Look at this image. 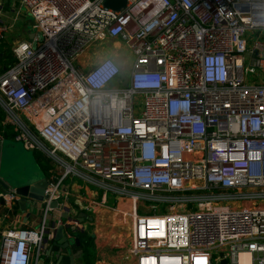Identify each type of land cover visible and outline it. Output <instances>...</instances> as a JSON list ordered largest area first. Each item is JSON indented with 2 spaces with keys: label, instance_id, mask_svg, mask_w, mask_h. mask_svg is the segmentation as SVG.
Returning a JSON list of instances; mask_svg holds the SVG:
<instances>
[{
  "label": "built area",
  "instance_id": "2783aa9c",
  "mask_svg": "<svg viewBox=\"0 0 264 264\" xmlns=\"http://www.w3.org/2000/svg\"><path fill=\"white\" fill-rule=\"evenodd\" d=\"M124 1L0 0L36 30L0 71V142L8 128L54 165L27 209L39 224L4 227L0 264H42L46 234L70 235L100 209L131 222L109 264H240L243 253L264 264V0ZM11 26L0 23V44ZM107 41L115 58L81 62ZM109 62L118 70L100 78ZM20 200L0 186L4 219Z\"/></svg>",
  "mask_w": 264,
  "mask_h": 264
},
{
  "label": "rangeland",
  "instance_id": "374dc122",
  "mask_svg": "<svg viewBox=\"0 0 264 264\" xmlns=\"http://www.w3.org/2000/svg\"><path fill=\"white\" fill-rule=\"evenodd\" d=\"M7 5V4H6ZM5 10V11H4ZM13 13L11 12V8L9 6H4L3 10H0V23L4 24L6 26H11L10 31L6 37V40L4 41V44L9 46L11 48V44L15 41H21V40H29L30 36L36 32L34 28V22L32 21L30 14L25 11L24 9H21L18 12L17 19L14 23H12L13 19ZM11 50V49H10ZM98 50V49H97ZM96 50V46L94 51ZM121 55L124 56V54L121 52ZM93 58H89L88 61H86L87 66H92L99 62L100 54L97 52L93 55ZM116 57V56H115ZM114 57V58H115ZM118 57V56H117ZM3 64L0 65V71L3 68ZM7 142V141H6ZM6 148L3 151H1L0 155V179L5 181L7 184H10L11 182H14L18 179H23L26 177H40L43 176L45 179L49 180L50 173H41L39 172L38 168H36L31 162H29L27 159L24 158V156L17 152L16 149L9 146L8 143H6ZM35 151H32L33 154ZM41 152V151H38ZM27 153H30V151H27ZM30 153V154H31ZM42 153V152H41ZM51 161V160H50ZM51 166H53L52 171L54 170L53 162L50 163ZM55 177L61 176L63 174L62 168H57L54 171ZM71 182L78 183L82 186H88L91 190H94L92 186L87 185L83 182L81 179L77 178H68L65 181V185L67 186ZM9 187H12V185ZM118 201L117 196H112L109 194V198L107 200V208H113L117 206L115 204ZM32 206V202L30 200L27 201V208H30ZM138 214H143L141 210L138 211ZM90 216L93 217L91 222L86 223L85 226H77L74 227L71 232L73 235L70 234L71 238H77L75 233H83L87 237L93 238V264H99L98 261L105 259L103 264H109L110 259H108V256L110 258H114L117 256V252H111V247H120L121 245L127 246L130 241V238L127 233V226L125 223L129 226V232L131 231V222L127 218H123L115 214L113 212H109L104 209H100L98 212L91 213ZM8 219L0 218V226L6 224ZM126 234V235H125ZM129 237V238H128ZM97 240V241H96ZM104 254V256H100V254ZM112 254V255H110ZM78 255V254H77ZM105 255H108L107 257ZM98 256V258H97ZM45 259V255L41 254L40 256V262L43 264ZM122 260V261H121ZM121 260L115 261L117 264H128L125 257H122ZM114 264V263H113ZM256 264V262L254 263Z\"/></svg>",
  "mask_w": 264,
  "mask_h": 264
},
{
  "label": "water",
  "instance_id": "95a60500",
  "mask_svg": "<svg viewBox=\"0 0 264 264\" xmlns=\"http://www.w3.org/2000/svg\"><path fill=\"white\" fill-rule=\"evenodd\" d=\"M105 8L113 9L114 11H119L125 6L124 0H105L104 2ZM31 38V36H30ZM2 54L0 53V58ZM7 141V142H6ZM6 143L9 144L10 147L17 150L18 153L22 154L25 159L31 162L36 168V162L34 160L33 154L27 153V150L24 147L11 140H4L0 142V150L4 152L6 148ZM39 170V168H38ZM40 172V170H39ZM9 185L12 187H9ZM48 182L43 177H26L23 179H18L10 184H7L5 181L0 179V186L3 190H7L8 188H12L15 192L21 197L20 202L18 203V211L20 215H24L23 224L31 217L36 216L37 211L31 209V211H27V201L32 200L36 202H41L45 197V191L47 188ZM58 208L57 202H53L51 204V209L56 210ZM63 218L66 216L63 215ZM83 219H88L91 221V218L88 217L84 213L78 214V220L81 222ZM75 243H78V239H74ZM45 246L46 252L45 261L46 264H76L74 257L71 255V251L69 249V240L65 235L62 227H59L55 233L46 234L45 238ZM224 263V262H223Z\"/></svg>",
  "mask_w": 264,
  "mask_h": 264
},
{
  "label": "trees",
  "instance_id": "16d2710c",
  "mask_svg": "<svg viewBox=\"0 0 264 264\" xmlns=\"http://www.w3.org/2000/svg\"><path fill=\"white\" fill-rule=\"evenodd\" d=\"M0 53L2 54V57L0 58V65L3 64V70H7L10 67H12L15 63V59L12 57L11 50L9 46L4 44H0ZM4 119V114L2 110L0 109V130H2V121ZM5 140H11L12 141V133H10V129L7 128V131L4 132ZM34 160L36 162V165L38 166L41 173H48L50 170H52V166L50 165L51 161L50 159L44 155L41 152L35 151L33 153ZM44 175V174H43ZM3 211V210H1ZM17 212V210H15ZM3 213V212H2ZM70 234L73 235V233L70 231ZM80 242V248H78V257L76 264H93V238L87 237L83 233H75V235Z\"/></svg>",
  "mask_w": 264,
  "mask_h": 264
},
{
  "label": "crops",
  "instance_id": "0c3cea01",
  "mask_svg": "<svg viewBox=\"0 0 264 264\" xmlns=\"http://www.w3.org/2000/svg\"><path fill=\"white\" fill-rule=\"evenodd\" d=\"M111 42L110 41H107L106 43L104 44H100L98 46H96V50L97 51H94V49L92 50H89L86 55H84L82 58H81V62L87 66V63L86 61L89 60V58H93L94 54L95 53H99L100 54V59L104 58V57H115V54L113 52L110 51L109 49V46H110ZM88 59V60H87ZM0 155H1V150H0ZM4 211H1L0 210V218H3L4 219V215L3 213ZM40 212H38V214L36 216H31L24 224H23V219H24V215H20V213L18 212L15 216L11 217V219H8L6 224L0 226V233L3 231L4 227H12L13 229H18V228H21V227H26V228H36L37 225L39 224V221H40V215H39ZM51 219V218H50ZM85 220V219H84ZM83 220V221H84ZM86 221V220H85ZM81 223L83 224V222L81 221ZM86 225V223H84V226ZM64 235L69 239V240H72L71 236L67 235V233L64 231ZM75 261H77V257L75 259ZM117 261V259L115 260ZM114 261V264L116 263ZM118 263V262H117ZM116 263V264H117ZM46 264V262H45ZM121 264V263H120Z\"/></svg>",
  "mask_w": 264,
  "mask_h": 264
},
{
  "label": "clouds",
  "instance_id": "9594fccd",
  "mask_svg": "<svg viewBox=\"0 0 264 264\" xmlns=\"http://www.w3.org/2000/svg\"><path fill=\"white\" fill-rule=\"evenodd\" d=\"M117 67L115 64H112L111 62L106 63L98 73V76L100 78H104L105 76L111 75L112 73H115L117 71Z\"/></svg>",
  "mask_w": 264,
  "mask_h": 264
},
{
  "label": "flooded vegetation",
  "instance_id": "af4514ba",
  "mask_svg": "<svg viewBox=\"0 0 264 264\" xmlns=\"http://www.w3.org/2000/svg\"><path fill=\"white\" fill-rule=\"evenodd\" d=\"M47 180V179H46ZM48 182V181H47ZM74 239H78V238H73L71 240V242L69 243V249L71 251V255L74 257V259H76V257H78V248H80V242H79V239H78V243L74 241ZM76 262V261H75Z\"/></svg>",
  "mask_w": 264,
  "mask_h": 264
},
{
  "label": "bare ground",
  "instance_id": "6f19581e",
  "mask_svg": "<svg viewBox=\"0 0 264 264\" xmlns=\"http://www.w3.org/2000/svg\"><path fill=\"white\" fill-rule=\"evenodd\" d=\"M126 234H128V232ZM250 259L251 258H250V255L249 254L243 253V254L240 255V264H251L250 263Z\"/></svg>",
  "mask_w": 264,
  "mask_h": 264
}]
</instances>
